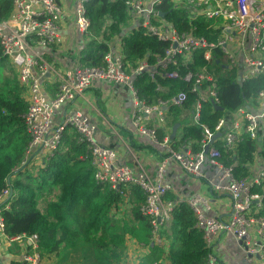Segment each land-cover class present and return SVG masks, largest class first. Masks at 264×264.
<instances>
[{
  "label": "built area",
  "instance_id": "obj_1",
  "mask_svg": "<svg viewBox=\"0 0 264 264\" xmlns=\"http://www.w3.org/2000/svg\"><path fill=\"white\" fill-rule=\"evenodd\" d=\"M87 1L73 0L75 30L83 39L77 45V62L62 71L52 70L42 53L32 48L33 45L44 47L62 44V7L58 0H13L8 17L0 20L1 51L16 71L21 96L27 104L22 118L28 141L15 169L33 170L43 166L60 145L65 127H72L78 141L84 143L88 150L96 181L108 183L113 189L122 184H135L143 194L144 201L139 210L150 218V243L144 245L128 237L118 264H140L153 246L161 248L163 254L150 264H170L167 257L168 240L163 238L160 231L162 226L168 225L173 208L181 202L189 205L194 213L195 226L202 232L204 247L207 249L203 264H219L216 244L225 232L240 242L247 264H264V215L260 213L262 194L256 190L264 179V159L257 157L248 163L247 176L238 178L231 165L220 161L219 149L210 144L216 132L222 133L221 146L225 151H234L242 135L260 139L259 130L264 124V88L251 100L249 106H240L220 116L213 129L200 124L201 149L193 151L189 145L174 147L168 134L159 139L155 126L143 124L144 117L154 114L157 126L163 125L170 115L168 106L181 105L185 93L179 92L169 99L149 104L139 96L134 86L135 76L146 73L153 77L158 68L176 65L178 61L187 62L194 51L202 49L205 64L195 73L187 72L183 76L186 81L193 79L191 91L197 92L193 104V122L199 123L201 103L204 100L211 99L213 104L219 105L214 75L208 65L213 61L214 48L223 54L230 67L237 69L240 81L264 75V0H169L173 7L184 12L189 22L197 17L206 20L216 35V39L211 41L196 35L191 29L179 30L172 21L163 17L155 8L163 0H126L130 25L140 26L146 34L166 43L163 55L154 64H149L144 58L130 68H127L123 59L120 39L117 48L109 46L101 64L85 65L79 61L80 51L85 45L84 34L89 26L85 8ZM51 72L56 76L57 87L53 95L49 96L43 80ZM165 75L175 77L178 71L171 69ZM98 79L123 85L130 91L135 129L163 146L164 154L156 163L153 177L118 161L116 150L97 140L95 125L87 116L79 112H68L61 121H53L57 109L83 94ZM203 84H207L204 89L200 87ZM257 146L260 149V144ZM169 161H174L187 174L197 178L202 176L201 167L204 163L216 166L219 180L212 187L228 193V217L206 214L204 208L210 209L211 205L209 198L202 193L187 198H169L168 192L172 186L164 181ZM10 193V178H7L6 186L0 191V247L21 243L18 262L46 264L39 252V237L36 233H7L3 210L9 207ZM120 207L122 204L113 209L112 213L115 210L119 212Z\"/></svg>",
  "mask_w": 264,
  "mask_h": 264
},
{
  "label": "trees",
  "instance_id": "obj_2",
  "mask_svg": "<svg viewBox=\"0 0 264 264\" xmlns=\"http://www.w3.org/2000/svg\"><path fill=\"white\" fill-rule=\"evenodd\" d=\"M12 1L0 0V20L8 17ZM125 1L86 2L89 26L84 34V48L79 54L81 63L101 64L103 54L116 37L120 39L127 68L136 66L144 58L154 64L163 55L165 42L146 34L140 26L130 25ZM155 8L179 30L191 29L209 41L216 39L206 20L197 17L189 22L184 12L173 7L169 0L161 1ZM213 55V61L208 65L214 75L219 105L213 104L211 99L204 100L199 123L192 121L193 104L197 98V92L191 91L193 79L186 81L183 76L187 72L195 73L205 64L202 49L194 51L187 62L178 61L176 65L158 68L153 77L146 73L134 77L139 96L149 104L169 99L179 92L185 93L181 105L168 106L167 124H179V131L171 138V144L176 148L189 145L193 151L200 150V124L213 129L220 116L240 106H249L264 88V75L240 81L237 69L228 65L218 49L214 48ZM171 69L177 70L178 75H165ZM206 86L200 87L204 89ZM26 107L16 73L0 47V191L6 186L7 178H10L11 188L9 207L3 210L7 233H36L40 254L53 256L55 264H62L65 259H68L67 264H118L128 237L149 244L152 226L150 218L139 210L144 201L141 189L135 184H122L113 189L108 183L96 181L88 150L78 141L77 134L70 140L62 136L60 145L43 166L33 170L15 169L28 141L22 118ZM157 134L161 139L162 127L157 128ZM258 144L259 154L264 159V133L259 140L242 135L234 151H225L219 140L212 142V146L220 151V161L231 165L238 178L247 176V164L253 161ZM126 190L131 191L133 204L128 212L122 213V217H116L112 210L119 204L125 205ZM256 190L262 194L260 213L264 215V179ZM160 232L169 243L167 257L170 264L205 262L207 249L188 204L176 205L168 225ZM162 254L161 248L153 246L140 264H150ZM11 264L25 263L11 261Z\"/></svg>",
  "mask_w": 264,
  "mask_h": 264
},
{
  "label": "crops",
  "instance_id": "obj_3",
  "mask_svg": "<svg viewBox=\"0 0 264 264\" xmlns=\"http://www.w3.org/2000/svg\"><path fill=\"white\" fill-rule=\"evenodd\" d=\"M58 1L62 7L60 17L61 32L63 34L62 44L44 47L33 45L32 48L42 53L43 59L52 66V70L62 71L77 62V45L83 37L75 30L72 14L73 0ZM118 42L119 37L114 38L110 42V48H117ZM43 84L48 95H53L57 87L54 73L47 74ZM68 112H79L87 116L88 120L95 125L97 140L101 144L115 149L118 161L127 164L135 171L143 170L153 177L156 172V163L164 154L163 146L135 129L132 123L133 98L125 86L104 80H95L83 94L77 95L72 101L63 104L60 109H57L53 114V121H61ZM143 124L155 126L156 129L162 127L164 134H168L169 137L173 129V125L167 124V119H165L163 125L157 126L154 114L144 117ZM178 131L179 124L177 123L175 134ZM263 133L264 124L259 130L260 136ZM75 135L76 132L72 127H65L63 137L70 140ZM221 135L222 133L220 132V136L214 139L219 140L220 144ZM210 144L212 145V143ZM257 157H261L258 146L253 160L257 159ZM201 173L202 176L199 178L193 177L187 174L177 163L169 161L164 174V181L172 186L168 195L174 198H187L195 193H202L209 198L211 205L210 209L204 208L205 213L227 218L229 213V195L212 187V184L219 180L218 168L212 164L204 163L201 167ZM125 195V205L122 204L119 212L114 211L116 217H122V213L128 212L130 205L133 204L131 191L126 190ZM162 229L163 226L161 227ZM21 250V243H12L11 245L0 247V264H11V261H18ZM216 252L220 259L219 264H247L240 242L230 233L225 232L220 236L216 244ZM43 259L46 264H55L53 256H43ZM67 263L68 259L62 262V264Z\"/></svg>",
  "mask_w": 264,
  "mask_h": 264
},
{
  "label": "water",
  "instance_id": "obj_4",
  "mask_svg": "<svg viewBox=\"0 0 264 264\" xmlns=\"http://www.w3.org/2000/svg\"><path fill=\"white\" fill-rule=\"evenodd\" d=\"M161 15H163V13H161ZM219 108H221V107H219ZM176 127H177V123H175V124L173 125V129H172V132H171V134H170V138H173V136H174V134H175ZM218 136H220V132H217V133L213 134L212 137H211L210 143H212L213 140L216 139V137H218ZM206 149H207V147H205V150H206Z\"/></svg>",
  "mask_w": 264,
  "mask_h": 264
},
{
  "label": "rangeland",
  "instance_id": "obj_5",
  "mask_svg": "<svg viewBox=\"0 0 264 264\" xmlns=\"http://www.w3.org/2000/svg\"><path fill=\"white\" fill-rule=\"evenodd\" d=\"M10 65H11V64H10ZM11 67H12V66H11ZM12 68H13V67H12ZM13 69H14V68H13ZM14 71H15V70H14ZM37 167H38V166H37ZM37 167H36V168H37Z\"/></svg>",
  "mask_w": 264,
  "mask_h": 264
}]
</instances>
